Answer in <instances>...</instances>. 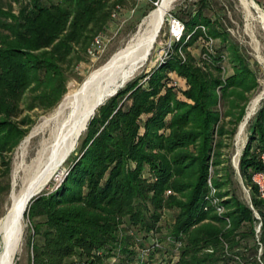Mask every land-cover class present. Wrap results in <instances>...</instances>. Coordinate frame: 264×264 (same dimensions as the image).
Listing matches in <instances>:
<instances>
[{
    "label": "trees",
    "instance_id": "trees-1",
    "mask_svg": "<svg viewBox=\"0 0 264 264\" xmlns=\"http://www.w3.org/2000/svg\"><path fill=\"white\" fill-rule=\"evenodd\" d=\"M127 1L0 0V199L11 154L28 134L36 111L45 113L59 103L69 71L84 60L93 39ZM196 3V9H181L175 16L184 26L175 54L98 107L62 183L27 203L29 221L44 218L30 221L29 264L264 262V207L251 182V174L262 168L258 152L264 150V104L239 159L240 175L260 216L256 240L252 209L225 190L230 165L223 157L225 139L235 133L247 93L257 87L256 77L219 18L205 14L208 1ZM207 38L225 43L234 66L225 81L216 66L220 56L204 61L203 45L196 60L188 50ZM170 72L185 80L187 88L171 86ZM145 76L146 87L139 83ZM220 105L227 106L223 112ZM209 166L224 215L204 209ZM220 171L225 174L218 176ZM165 211L173 212L168 227L161 224ZM144 248H150L145 257Z\"/></svg>",
    "mask_w": 264,
    "mask_h": 264
},
{
    "label": "rangeland",
    "instance_id": "rangeland-1",
    "mask_svg": "<svg viewBox=\"0 0 264 264\" xmlns=\"http://www.w3.org/2000/svg\"><path fill=\"white\" fill-rule=\"evenodd\" d=\"M159 1L160 0H128L127 3L124 5V7L116 12L117 13L116 16L115 14H113L114 19L112 20V22L108 25L107 29L104 32L99 34L102 38V45L99 48L95 49L93 54L87 53L84 57V60L79 64L75 65L73 69L69 71L65 94L72 92L78 87H80L82 83L85 81V79L93 71H95L97 68L105 64L109 60V58H111L119 49H121L128 42L131 36L139 29L142 20L157 5ZM197 1L198 0H174L169 11L165 15V20L162 29L158 35L154 48L151 52V55L149 56L145 64L138 70V72L131 79H129L123 85L118 87L116 91L119 89H123L128 82H132L140 78L142 75L150 73L153 69L164 64L171 55L175 54L174 44L180 41L182 37L178 41L171 38L170 19L171 17L177 16V14L181 12V9H185V8L187 9L190 8L192 10L196 9ZM207 1L209 6L204 10L205 14L211 19H215L216 17L219 18L220 26L224 31L228 33L229 42L233 43L236 46L238 52L245 59L249 68L256 77L257 87L255 89H252L249 93H247L248 100L245 104L243 116L239 121V123L237 124L233 136L230 139H225L227 145L223 148V152H224L223 157L226 158V160H228L224 164H226L227 166L230 165V169H228V172H226L229 182L225 190H228L230 193L236 195L240 201L248 204L249 207L251 208V204H252L251 196L249 189L244 184L243 179L240 175L239 159L244 147L247 144L249 131L255 120V115L259 110V108L264 104V96L260 101V103L258 104L252 116L248 119L240 140H237V132L239 125L244 119L249 102L253 97L258 95L260 92L262 93L264 90V25L260 20L261 18H264V16L262 15V13H264V2L262 5H258L259 12H257L252 8L246 10V8L242 5L240 0H207ZM203 45L205 46V49H207V51L203 52V54L201 55L202 53L201 50L203 48ZM188 50L191 52V54L194 56L196 60H198L200 55L202 56L201 58L204 61H208V62L211 61L210 59L211 56L213 55L220 56L221 61L217 62L216 66H218L220 69V76L222 80L225 81L229 76L233 75L234 73L233 63L229 59L228 52L225 48V43L222 42L220 39L207 38V40L205 41L199 40L197 41V43L188 47ZM177 53L179 55V58L182 61H184L185 54L180 49L177 50ZM197 64L198 66L202 67L203 63L197 61ZM205 68H207V65H205ZM168 77H169L168 83L171 86H174V88L177 91H181L187 88L185 80L178 77L175 73L173 72L168 73ZM147 79L148 76H145L139 80V83H144V86L146 87ZM217 92L219 93L218 88H217ZM112 95L110 97H112ZM178 97L182 98L180 93H178ZM128 103L129 101L126 104ZM226 107L220 105L219 109L221 112H223ZM52 109L45 113L36 111V115L33 116L34 122L32 126L42 116L51 112ZM97 111L95 112V114H97ZM144 119L145 116H143L141 120L143 121ZM225 120L228 121L229 118L226 117ZM32 126L30 127V129L32 128ZM85 137H86V130L82 133L74 151L70 154L67 161L62 166L61 172H59L50 181L48 186L44 188V190H42L41 192H46V193L51 192L55 190L62 183L65 176L69 172V169L72 166V162L76 159V157L79 156L82 147V142L85 139ZM253 144L256 143L254 142ZM19 145L14 149V151L11 154V171L8 176L3 178L4 181L3 184L6 186V189L2 193L0 199V217L6 213L8 208L9 195L13 182V168L16 162V155L18 150L17 148L19 147ZM220 167H222V165ZM146 172L147 171H145L144 173L145 176H147ZM223 174H225V172L223 171L218 172V176L221 175L223 176ZM21 176L23 177L22 173L19 175L17 179V189H19L21 186V178H22ZM213 176H214L213 169L211 166H209L207 179H210L211 187L207 182V186L209 189L208 194H210V201L206 204L207 210L209 207H211L214 213L218 215L216 209L218 206H221L222 207L221 213L224 215L227 212V210L223 205V198L218 195L219 190L213 186L212 183ZM166 194L168 193L166 192ZM252 211L255 219L257 220L255 222V232H256V240H258L260 235L261 222L256 217L257 215L255 213L256 210L254 207ZM43 220H44L43 217H34L33 219H30L32 223L42 222ZM30 221L26 216H24L25 229L22 239V245L19 253L16 255L14 259V264H29L30 262L31 248L29 241H30V237L33 234ZM172 221H173V212L165 211L161 219V224L168 227L172 223ZM262 252L263 250L261 246H259L257 252L258 255L262 254ZM261 264H264V262H261Z\"/></svg>",
    "mask_w": 264,
    "mask_h": 264
},
{
    "label": "bare ground",
    "instance_id": "bare-ground-1",
    "mask_svg": "<svg viewBox=\"0 0 264 264\" xmlns=\"http://www.w3.org/2000/svg\"><path fill=\"white\" fill-rule=\"evenodd\" d=\"M173 2L160 0L128 42L105 64L93 71L80 87L65 94L56 107L42 116L21 141L13 168L8 208L0 217V264H14L21 249L25 229L24 212L30 195L44 190L61 172L98 107L145 64ZM240 2L246 10L252 8L259 12L252 0ZM260 20L264 25V18ZM263 96L264 90L249 102L238 128L237 140H240L248 119ZM21 173V186L17 189V179Z\"/></svg>",
    "mask_w": 264,
    "mask_h": 264
},
{
    "label": "built area",
    "instance_id": "built-area-1",
    "mask_svg": "<svg viewBox=\"0 0 264 264\" xmlns=\"http://www.w3.org/2000/svg\"><path fill=\"white\" fill-rule=\"evenodd\" d=\"M171 28H170V34H171V38L174 40H179L182 35H183V31H184V26L183 23L177 19L176 17H171ZM102 45V38L100 35H97L93 41L91 46L88 48L87 53L88 54H93L94 50L99 48ZM258 159L260 160L261 164H262V168L258 171H255L251 174V182L252 184L256 187V192H257V197L259 200L262 201L263 203V207H264V150H261L258 152ZM207 182L209 184V186L211 187V182L210 179H207ZM167 193H170V191L168 190ZM206 200L209 202L210 201V194H208L206 196ZM205 210H207V206L205 205L204 207ZM222 207L218 206L217 207V212L218 215H223L221 213ZM251 209H253V206L251 204ZM264 210V208H263ZM256 213V217L258 220H260V216L258 214L257 211H255ZM153 246H159V244L157 242H154ZM150 251V248H144L141 249V254L142 256H147L148 253Z\"/></svg>",
    "mask_w": 264,
    "mask_h": 264
},
{
    "label": "water",
    "instance_id": "water-1",
    "mask_svg": "<svg viewBox=\"0 0 264 264\" xmlns=\"http://www.w3.org/2000/svg\"><path fill=\"white\" fill-rule=\"evenodd\" d=\"M252 1L254 2V4H256V5L258 6V4H257L254 0H252ZM263 15H264V13H263ZM117 91H118V90H117ZM117 91H115V92L113 93V95H115V94L117 93ZM113 95H112V96H113ZM40 193H41V191H37V192H35V193H32V194L30 195V197H29V202H30L31 199L37 197Z\"/></svg>",
    "mask_w": 264,
    "mask_h": 264
}]
</instances>
